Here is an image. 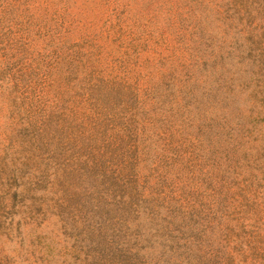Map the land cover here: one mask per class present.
<instances>
[{"label":"rangeland","instance_id":"374dc122","mask_svg":"<svg viewBox=\"0 0 264 264\" xmlns=\"http://www.w3.org/2000/svg\"><path fill=\"white\" fill-rule=\"evenodd\" d=\"M0 264H264V0H0Z\"/></svg>","mask_w":264,"mask_h":264}]
</instances>
